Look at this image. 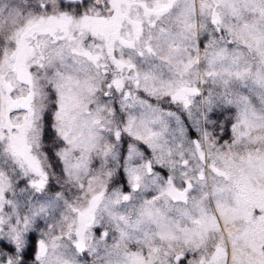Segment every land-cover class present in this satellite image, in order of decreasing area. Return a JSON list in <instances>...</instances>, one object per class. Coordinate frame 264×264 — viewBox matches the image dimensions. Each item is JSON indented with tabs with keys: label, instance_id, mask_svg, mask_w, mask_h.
Wrapping results in <instances>:
<instances>
[{
	"label": "snow or ice",
	"instance_id": "6c2138e0",
	"mask_svg": "<svg viewBox=\"0 0 264 264\" xmlns=\"http://www.w3.org/2000/svg\"><path fill=\"white\" fill-rule=\"evenodd\" d=\"M0 264H264V0H0Z\"/></svg>",
	"mask_w": 264,
	"mask_h": 264
}]
</instances>
